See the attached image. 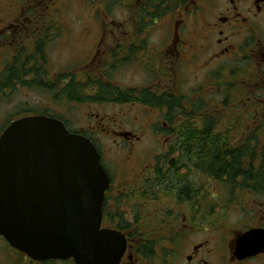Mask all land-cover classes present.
I'll return each mask as SVG.
<instances>
[{
  "label": "flooded vegetation",
  "instance_id": "flooded-vegetation-1",
  "mask_svg": "<svg viewBox=\"0 0 264 264\" xmlns=\"http://www.w3.org/2000/svg\"><path fill=\"white\" fill-rule=\"evenodd\" d=\"M77 1L0 0V101L6 92H34L41 86L55 92L52 81L44 83V76L39 81L43 75L40 67L48 73L47 52L55 34L62 32L52 21L54 12L66 11ZM79 2L83 12L97 4L93 0ZM128 15L124 22L97 20L96 25L94 20L91 26L67 27L75 28L73 40L79 34L87 43V63L79 82L83 90L91 75L106 79L97 82V91L107 85L117 88L106 78L110 71H134L141 64L158 63V84L140 82L128 88L139 100L147 99L148 92L161 102L152 105L160 114L159 120L149 124L143 134L122 127L121 121L114 120L115 127H111L108 123L112 119L104 118L103 122L98 114L89 116V128L66 125L72 133L89 139L99 154L104 137L116 145L119 141L128 145V149L116 146V150L122 154L123 166L130 167L129 173L120 171L129 180L114 187L107 172L108 192L114 193V215L103 212L102 219V228L116 231L125 241L119 264H264V195L245 190L244 219L233 221L230 205L237 198L232 195L226 201L222 196L219 205L212 188L218 185L228 196L230 188H239L207 175L213 172L211 168L198 165L196 159L181 160L195 153L184 147V140L198 139V135L200 139H236L226 130L221 132L218 125L224 123L219 124L216 118L230 106L237 109L244 124L249 119L262 128L264 0H129ZM153 31L161 34L154 45L147 41ZM189 69L194 86L191 97H186L182 86ZM92 80L90 84L95 86L96 78ZM63 81L64 89L71 81ZM109 101L121 103L104 94L91 97L90 102L112 103ZM26 107L21 104L9 116L10 121L5 119L0 135L13 121L37 115L35 106ZM143 135H149L148 141L160 142V148L137 149ZM253 135L259 133L238 136L242 140ZM140 155L147 160H137ZM202 175L207 178L206 186L198 180ZM238 240L255 245V253L240 256L236 252ZM0 242L11 252L12 264H75L72 260H30L2 238Z\"/></svg>",
  "mask_w": 264,
  "mask_h": 264
},
{
  "label": "water",
  "instance_id": "water-1",
  "mask_svg": "<svg viewBox=\"0 0 264 264\" xmlns=\"http://www.w3.org/2000/svg\"><path fill=\"white\" fill-rule=\"evenodd\" d=\"M109 183L89 140L55 118L18 119L0 136V236L34 261L119 264L123 237L101 229ZM242 243L240 256L255 253Z\"/></svg>",
  "mask_w": 264,
  "mask_h": 264
},
{
  "label": "rangeland",
  "instance_id": "rangeland-1",
  "mask_svg": "<svg viewBox=\"0 0 264 264\" xmlns=\"http://www.w3.org/2000/svg\"><path fill=\"white\" fill-rule=\"evenodd\" d=\"M93 1L97 4H92L93 10L91 11L83 12L82 8H80L81 3L78 0L76 3L71 4V6L66 9V11L58 10L54 12L52 21L54 22L55 26H59L60 29L62 27V32L60 33L58 31L60 34H55L52 46L47 52L46 59L48 61L49 71L46 73L42 67H40L41 73L43 75H40L39 79L44 76V83H47L48 80L52 81L54 83L55 92H50L51 90L45 86H41V88H38V90L34 92H31V90L21 92H6L3 95V99L0 101V129L7 122L6 120H9V116H12L11 114L21 104L28 106L25 109L33 108L35 106L37 114L46 113L49 116H55L59 119H62L67 124V126L71 127L72 129L77 127L79 128L81 126L89 128V126L92 125V122L89 120V116L93 114H98L99 117L103 119V122H105L104 118L112 119L108 123V125H111V127H115L114 120L116 123L121 121L122 127L137 134H143L144 130L149 127V124H151L153 121L159 120L160 114L154 106H142V104L140 105L138 102H135L132 95H130L132 101L125 103H114L112 101H109L112 103L90 102L91 97L98 93L96 90V84L95 86L90 84L91 81H93L92 78H96L97 83L100 80V82H103V80L106 81V79H104L105 77L100 78L99 76L91 75L92 77L88 78L89 82L87 85H85V89L81 94L89 99H85L83 103L69 101L62 97V89L65 83L64 81H60L58 79L59 76L66 74L68 76L66 77V80L69 79L70 76L71 79L73 78L72 80L75 83L80 82L82 76L81 70L87 63V60H84L86 57V41L83 40L79 34H76L77 39L73 40V29L75 31V28L67 27L75 26L76 28H80L85 24L91 26V23L94 20V24L96 23V25H98V21L124 22L129 20V0ZM159 36H161V34L153 31L147 41L154 45L155 42H159ZM140 62L142 63V61ZM43 63L45 64V61H43ZM152 63L148 64L147 62V64H141V67L134 68V71H130L126 68L125 71H110V75L106 78L110 79L111 82L117 86V89H119L120 92L122 91L123 94L128 91L126 89L132 88L133 84L136 83L139 85L141 84L140 82L147 84L151 83V86H153L158 84V82H156L157 80L155 79L158 77V63L155 62L156 65H154L153 61ZM130 67L132 68L134 65H131ZM191 71L192 70L189 69L188 73H185L184 75L185 82L183 83L182 89L183 94L186 97H191L194 86V77L192 76ZM130 76L132 77L131 80ZM119 98H121V95L117 93L115 99L118 100ZM112 100H114V97ZM133 101L135 103H133ZM232 107L234 106L227 108L224 115L216 116V118H218L219 124L224 123L223 125H218L221 132L226 130L231 135L235 136L236 140H240L238 136L239 134L241 136L243 133L249 135L258 132L259 135L254 137L256 139H262L264 128H259L256 126L257 124L250 123L249 119H246L244 124L243 120H239L237 117V109L235 110ZM143 137V140L137 144L136 147L141 152H146L150 150L149 148L151 147V149L160 148V142L148 141L149 135H143ZM231 140L234 143H237L233 139ZM116 146L118 149H128V145L125 142L119 141V145H116L113 140L108 137L103 138L100 147L102 150V152L100 151L102 163L111 175L115 183L114 187L118 186L119 181L126 182L129 180L128 176L122 177L120 171L129 173L128 170L130 169L129 165L124 167L121 163L120 157L122 154L119 153V150H116ZM137 160L144 162L147 160V157H145V155H140ZM181 160L184 162V159ZM198 180L206 186L207 178L205 175L200 176ZM212 190L215 192L216 202H218L219 205L222 204V196L225 197L226 201V197L232 198L235 196L237 199L232 200L233 203L230 206L232 207L233 212H229V216L232 217L233 221L244 219L241 208L242 206L246 205L245 200L247 199V192H245V190L230 188L228 191L229 196L218 185H215ZM219 192L222 193L220 194ZM109 194L111 195L110 198L113 200L114 193L109 192ZM113 203L114 201L110 202L109 208H111ZM218 203H215L214 206H216ZM10 255L11 252L0 242V264H12L13 261L15 263V260L10 259Z\"/></svg>",
  "mask_w": 264,
  "mask_h": 264
},
{
  "label": "trees",
  "instance_id": "trees-1",
  "mask_svg": "<svg viewBox=\"0 0 264 264\" xmlns=\"http://www.w3.org/2000/svg\"><path fill=\"white\" fill-rule=\"evenodd\" d=\"M65 76H59V79H63ZM41 81V79H39ZM103 94L109 99H113L116 102H130L132 95L135 102L141 103L145 106L156 105L159 106L161 102L153 95L151 96L146 92L145 100H139L136 93L130 90L126 93L120 92L119 89L112 86H105L102 88ZM99 90L98 94L101 97L102 91ZM127 90V89H126ZM64 98L69 101L80 102L85 99L81 94L82 90L78 84L73 80L69 86L63 90ZM119 93L121 98L115 99L116 94ZM131 93V94H130ZM143 94L141 95V97ZM134 102V101H133ZM161 105V104H160ZM264 128V122L262 129ZM201 136V135H200ZM193 139L184 140V147L187 149L194 150L195 153L186 154L191 156H182V159H196L197 164L203 167L211 168L213 172H208L207 175L213 176L215 180H224L229 182L232 187H236L243 190L252 191L255 195H264V132L262 139H256L254 135L251 137L243 138L242 140H236L234 143L231 139L220 138V139ZM232 136V135H231ZM233 137V136H232ZM190 161V162H191ZM192 163V162H191ZM110 194L106 196L103 212L114 215V209L109 204L111 202ZM114 226V221L112 222Z\"/></svg>",
  "mask_w": 264,
  "mask_h": 264
}]
</instances>
